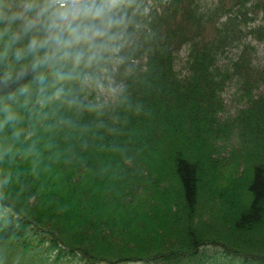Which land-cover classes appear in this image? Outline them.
<instances>
[{
    "label": "trees",
    "instance_id": "1",
    "mask_svg": "<svg viewBox=\"0 0 264 264\" xmlns=\"http://www.w3.org/2000/svg\"><path fill=\"white\" fill-rule=\"evenodd\" d=\"M154 3L131 88L140 113L62 145L20 200L0 198V264H264V67L251 42L264 44V0ZM232 82L242 106L228 115Z\"/></svg>",
    "mask_w": 264,
    "mask_h": 264
},
{
    "label": "clouds",
    "instance_id": "2",
    "mask_svg": "<svg viewBox=\"0 0 264 264\" xmlns=\"http://www.w3.org/2000/svg\"><path fill=\"white\" fill-rule=\"evenodd\" d=\"M154 0H0V198L15 203L62 145L139 114ZM111 126V127H110Z\"/></svg>",
    "mask_w": 264,
    "mask_h": 264
},
{
    "label": "rangeland",
    "instance_id": "3",
    "mask_svg": "<svg viewBox=\"0 0 264 264\" xmlns=\"http://www.w3.org/2000/svg\"><path fill=\"white\" fill-rule=\"evenodd\" d=\"M252 45L255 46V49L257 50L256 57H255V63L264 67V44H259L256 41H251ZM241 53V47L233 48L229 51L226 58H222L220 61V66L223 69H227L232 60H236L238 55ZM187 55L188 50L186 47H184L176 61V68L178 72L181 75H184L186 73V61H187ZM226 113L228 115L234 114L241 106V95L240 92H238L237 86L235 82H232L227 88L226 91L223 94ZM224 259H219V262ZM58 264H85L78 259H75L74 261H71V259L68 257L66 259H63V261L59 262ZM125 264H145V263H125Z\"/></svg>",
    "mask_w": 264,
    "mask_h": 264
}]
</instances>
